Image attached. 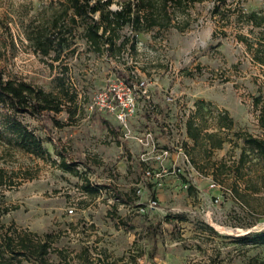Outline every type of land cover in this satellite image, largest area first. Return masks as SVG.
<instances>
[{
	"label": "rangeland",
	"instance_id": "rangeland-1",
	"mask_svg": "<svg viewBox=\"0 0 264 264\" xmlns=\"http://www.w3.org/2000/svg\"><path fill=\"white\" fill-rule=\"evenodd\" d=\"M55 1L0 0L4 77L58 92L54 78L63 73L66 86L77 92L75 103L53 113L54 120L25 119L49 155L36 157L0 141V235L30 233L46 238L51 241L49 264L116 262L131 254L136 256L135 264L153 263L156 256L162 260L181 256L190 264H264V246H244L233 240L264 229V166L243 141L247 135H264L260 104H256V99L264 98V66L254 61L237 37L238 33L250 36L249 28L237 22L232 11L264 9V0H228L222 10L226 17L212 12L211 0L196 2L187 15L173 19L188 20L184 31L171 27L139 34L135 53L125 48L120 55L98 54L77 39L74 52H64L53 61L52 56L32 49L24 31L45 10L50 13ZM123 1L113 0L110 8ZM139 80L147 83L146 100L159 112L165 107L175 115L177 111L173 123L183 115L182 132L170 136L160 131L161 121L155 117L146 115L142 120L147 111L141 98L127 127L112 113L87 109L110 83ZM169 90L175 93L179 108L165 102L164 93ZM202 103L207 110L198 108ZM223 112L233 119L230 129L217 125ZM188 121L200 129L195 142L186 133ZM147 128L153 132L154 152L132 137ZM206 133L222 138V146L211 148ZM176 137L189 163L177 156ZM163 148L170 152L160 185L154 178L143 183L146 170L152 175L157 171L153 155ZM244 149L246 161L238 170ZM143 153L149 157L146 161L141 160ZM60 160L72 164L75 172L64 170ZM185 180L190 184L183 185ZM212 181L218 188H208ZM84 183L101 189L88 194ZM213 196L219 202L212 205ZM154 199V209H140ZM176 215L185 220L173 218ZM103 247L118 250L105 253ZM14 257L8 254L11 263H17Z\"/></svg>",
	"mask_w": 264,
	"mask_h": 264
},
{
	"label": "trees",
	"instance_id": "trees-1",
	"mask_svg": "<svg viewBox=\"0 0 264 264\" xmlns=\"http://www.w3.org/2000/svg\"><path fill=\"white\" fill-rule=\"evenodd\" d=\"M202 1L204 0H126L112 9L110 6L113 0H56L51 3L54 5L52 11L47 14L45 10L40 19L26 25L24 32L32 49L41 56H52L53 61L60 60L64 52H74L77 39L84 41L88 51L98 54L120 55L125 48L135 53L139 34L160 32L171 27L184 31L189 25L188 20L182 22L173 19H178L179 15H187L191 4ZM211 1L212 12L226 17L222 10L228 6V0ZM230 10L228 8L225 12ZM232 11L236 14L237 22L245 23L249 28L250 36L238 33L237 37L246 44L254 61L264 66V9L236 11L233 8ZM125 29L130 33L124 32ZM66 70L64 67V71ZM62 75L63 73L54 78L58 88V92H54L24 79L4 77L0 72L1 143L36 157L44 158L49 155L44 141L25 119L32 117L54 120L53 113H59L67 104L75 103L77 92L66 86ZM256 104H260L259 119L264 127V98L256 99ZM198 108L207 110L204 103L198 105ZM56 124L59 125L57 121ZM233 124V119L227 112L221 113L217 118L219 128L230 129ZM186 133L194 142L201 134L200 129L192 128L191 121L186 124ZM205 136L211 143V148H220L224 142L222 138H216L215 133H206ZM243 141L248 152L256 153L264 166V135H247ZM246 154L245 149L241 151L238 170L245 163ZM59 164L64 170L75 172L74 166L64 160H60ZM1 178L0 174V180ZM82 188L88 194H95L101 189L92 183H84ZM187 189L190 192L193 190L190 185ZM173 218L185 220L180 215ZM233 240L244 246H264V229L234 237ZM50 247L51 241L30 233L0 235V264H49L47 255ZM8 254L17 256L14 257L17 263H11Z\"/></svg>",
	"mask_w": 264,
	"mask_h": 264
},
{
	"label": "built area",
	"instance_id": "built-area-1",
	"mask_svg": "<svg viewBox=\"0 0 264 264\" xmlns=\"http://www.w3.org/2000/svg\"><path fill=\"white\" fill-rule=\"evenodd\" d=\"M138 98L145 100V107L147 112L149 113V116H151V118L155 117L159 121L160 114L158 112L157 107H155V105H152L150 101L146 100L149 99V94L147 89V83L144 80L136 81V83L133 84L126 81L125 82L118 81V82L110 83L107 89L97 93L93 97L92 101L87 105V109L89 111H107L109 113H112L114 114L115 118L122 126L127 127L128 119L133 115H135L139 107ZM164 100L169 107L179 108L177 104V97L173 91L171 90L165 91ZM174 116L175 117L177 116V111H176V115L174 114ZM184 127H185V123H184L183 115L178 116L175 119V123H173L172 121H161L159 125L160 131L170 136L173 135L172 133L182 132ZM152 134H153L152 130L147 128L140 135H134L132 137L138 144L154 152L155 142ZM176 141L177 144L175 146L176 147L175 152L177 156L182 155L181 156L182 159L186 163H189V158L187 154L184 152L183 147L179 142V140L177 139V137H176ZM169 152H170L169 148H163L159 151V153H155V155H153V158L157 162V171L152 175L151 170L149 169L146 170L142 178L143 183L150 180L151 178H154L156 181H158V185H160L159 182L160 177L162 176L163 173L166 172L164 160L167 159ZM141 158L142 161H146L149 157H145V153H143ZM174 171L175 169L173 168L171 172ZM177 171L179 172L180 168H177ZM187 184L188 182L186 183L183 182V185H187ZM208 188L215 189L218 188V185L212 181L211 183H209ZM137 193L142 194V189L138 188ZM218 202H219V198L214 196L210 201L212 205ZM156 205H157V201L151 200L145 203V205L142 206L140 209L141 210L154 209ZM68 211L72 213L73 209L69 208Z\"/></svg>",
	"mask_w": 264,
	"mask_h": 264
},
{
	"label": "crops",
	"instance_id": "crops-1",
	"mask_svg": "<svg viewBox=\"0 0 264 264\" xmlns=\"http://www.w3.org/2000/svg\"><path fill=\"white\" fill-rule=\"evenodd\" d=\"M144 108L146 110L145 104H144ZM165 108H164V110H160V112L158 110V112L160 114V120L159 121H171L173 119V116H174V113H172L173 111L172 112L166 111ZM146 115L149 116L148 112L146 114H142V116H143L142 120L145 118ZM154 128H155V130L158 131L157 126H155ZM105 248H107V249H105ZM155 248L157 249V245ZM117 250H118V247L116 249L114 247H103L102 252H105V253L115 252ZM131 251H132L131 253H133L134 250H131ZM135 258H136V256L131 254L129 259L124 258V259H121L118 261L116 260V262L115 261H109L108 259H105V260L104 259H96L92 264H135L136 263ZM154 259H155L154 262L150 263V264H190L187 259H185V258L183 259L181 256L175 257L174 259L172 257H170V258L168 257V258H165L163 260L156 256Z\"/></svg>",
	"mask_w": 264,
	"mask_h": 264
}]
</instances>
